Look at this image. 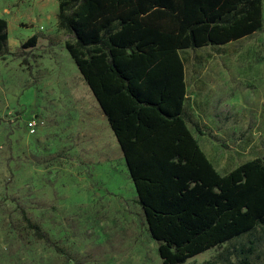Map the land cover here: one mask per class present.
Here are the masks:
<instances>
[{
  "label": "rangeland",
  "instance_id": "1",
  "mask_svg": "<svg viewBox=\"0 0 264 264\" xmlns=\"http://www.w3.org/2000/svg\"><path fill=\"white\" fill-rule=\"evenodd\" d=\"M58 17V0H0L9 38L0 57V264H163L123 155L66 51L76 39ZM34 35L39 46L23 49ZM182 57L190 113L215 168L263 158L264 7L259 32ZM249 240L253 264H264V228L185 264H224L218 256Z\"/></svg>",
  "mask_w": 264,
  "mask_h": 264
},
{
  "label": "trees",
  "instance_id": "2",
  "mask_svg": "<svg viewBox=\"0 0 264 264\" xmlns=\"http://www.w3.org/2000/svg\"><path fill=\"white\" fill-rule=\"evenodd\" d=\"M58 3V28L76 39V44L66 43V51L122 147L163 264H185L264 228V157L224 176L214 168L184 119L187 84L178 55L185 49L227 46L259 32L263 0ZM8 39V22L0 18V57L8 54ZM38 46L39 36L34 35L23 49ZM156 120L172 123L175 134L165 141L144 140L139 133ZM22 214L34 235L51 244ZM249 244L216 260L253 264L256 246L252 240Z\"/></svg>",
  "mask_w": 264,
  "mask_h": 264
},
{
  "label": "crops",
  "instance_id": "3",
  "mask_svg": "<svg viewBox=\"0 0 264 264\" xmlns=\"http://www.w3.org/2000/svg\"><path fill=\"white\" fill-rule=\"evenodd\" d=\"M237 42V41H236ZM232 43H235V42H232ZM232 43H230V44H232ZM221 47H223V46H210V47H208V46H206V47H203V48H200V49H197V50H192V49H185V50H181V51H179V53H178V55L180 56V58L182 59V61H183V63L185 64V61H184V59H183V57H182V53H187L188 51H190V50H192V51H198V50H201V49H206V48H208V49H214V50H219ZM225 47V46H224ZM187 67H186V64H185V69H184V71H185V82H186V84H187V86H186V91H187V96H186V101L184 102V109H185V122H186V125H187V127H188V129L190 130V132L192 133V136L195 138V140H197L198 141V143L200 144V146H201V140H200V138H201V135H203L202 133H201V131H200V128H201V126L197 123V121H195V119H194V117H193V115L190 113V109H189V96H188V91H189V84H188V78H187ZM80 73V72H79ZM160 74H162V71H160ZM80 76L83 78V76L81 75V73H80ZM85 81V80H84ZM89 87V86H88ZM89 89H90V87H89ZM90 91H91V89H90ZM91 93L93 94V92L91 91ZM93 96H94V94H93ZM96 98H95V96H94V101H95V103L97 104V106H98V108L100 109V111H101V113H102V118H103V122H104V124H105V128H106V130H107V133H109V134H111L114 138H115V140H116V143H117V145H118V148H119V150H120V152L122 153V155H123V160H124V163H125V168H126V170L128 171V168H127V163H126V160H125V157H124V153H123V151H122V147H121V145H120V143L118 142V140H117V138L115 137V135H114V131L112 130V128L110 127V124H109V121H108V119H107V117H106V115L104 114V112H103V110H102V108H101V106L99 105V103L95 100ZM122 108H119V106H118V108H117V110L118 111H120ZM126 111H123V113H125ZM170 122L172 121L171 119L169 120ZM193 123L195 124V126H193ZM131 124H133V123H131ZM134 126H139V123H136V124H134ZM137 133V129L135 128L134 130H133V134H136ZM141 136H142V138L144 139V140H148V141H153V140H156L157 142H159V141H165L166 140V138H167V135H170V136H172L173 134H175V132L173 131V125H172V123H165L164 121H158V120H156V121H154L152 124H151V127L150 128H148V129H145V130H143V132L142 133H139ZM144 135V136H143ZM133 138L135 139L136 138V136H133ZM157 146V145H156ZM201 148L203 149V147L201 146ZM205 150L203 149V152H204ZM205 153V152H204ZM206 154V153H205ZM149 155H150V153H149ZM206 157L208 158V156L206 155ZM208 160L210 161V159L208 158ZM211 162V161H210ZM212 163V162H211ZM213 164V163H212ZM215 168V167H214ZM216 169V168H215ZM217 170V169H216ZM218 171V170H217ZM232 171V170H231ZM230 171V172H231ZM219 172V171H218ZM128 173H129V171H128ZM222 176H224V175H227L228 173H225V174H222L221 172H219ZM129 176H130V173H129ZM130 178H131V176H130ZM131 180H132V178H131ZM133 181V180H132ZM131 181V182H132ZM132 184H133V182H132ZM133 188H134V190H135V192H136V194H137V198H139V195H138V193H137V191H136V188H135V186H134V184H133Z\"/></svg>",
  "mask_w": 264,
  "mask_h": 264
},
{
  "label": "built area",
  "instance_id": "4",
  "mask_svg": "<svg viewBox=\"0 0 264 264\" xmlns=\"http://www.w3.org/2000/svg\"><path fill=\"white\" fill-rule=\"evenodd\" d=\"M36 126H37V124H36L35 121H32V122L29 123V128H30L31 131H33V132L36 130Z\"/></svg>",
  "mask_w": 264,
  "mask_h": 264
}]
</instances>
